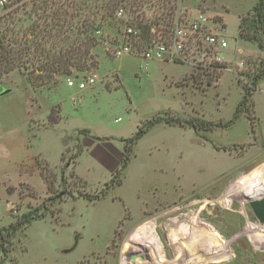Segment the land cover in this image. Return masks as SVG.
Masks as SVG:
<instances>
[{
    "label": "rangeland",
    "instance_id": "1",
    "mask_svg": "<svg viewBox=\"0 0 264 264\" xmlns=\"http://www.w3.org/2000/svg\"><path fill=\"white\" fill-rule=\"evenodd\" d=\"M43 1L37 0L35 6L30 4L3 21L0 40L9 43L11 37L21 38L32 29L37 31V22L43 26L45 17H50L62 3L69 14L68 20L74 25L81 26L87 18L96 22L102 20L104 25L94 31L99 43L90 50L97 66L82 70L72 68L69 75L56 74L57 83L50 82L51 85L36 92L17 72L2 81L11 89L3 100L14 119L25 118L29 104H32L31 115L45 117L33 118L32 129L44 127L55 107L57 112L60 109V119L38 132L32 147L52 168L58 164L51 169L43 160L39 162L40 171L49 182L53 180L51 189L45 190L30 160L24 164L26 171L34 172L28 179L33 187L23 183L17 186L16 198H11V202L7 203L4 197L0 199L1 226L27 211L40 213L42 206L54 216L48 213L44 219L31 223L23 242L26 251L16 243L24 234L22 229L18 230L10 238L11 246L6 245L12 248L15 244L14 250L6 252L5 256L0 253L1 264H14L16 260L17 264H182V253L173 249L165 224L169 219H177L178 225L169 229L187 232L193 228L190 216L198 212L196 240L201 242L202 234L216 232L228 242L230 252L222 260L187 264H264V239L258 238L255 228L251 227L252 224L262 226L264 222L256 218L248 202L250 191L264 182V176L244 192L246 201H242V206L232 201L230 209L220 202L231 183L249 182L264 159V80L250 97L246 111L240 112L228 127L194 130L189 125H154L133 146L127 166L120 172L121 138L133 135L142 122L156 113L166 116L168 111L169 115L197 124L199 120L223 124L231 119L245 83L233 69H226L220 86L214 79L207 87L205 83L211 70L190 65L196 76L193 81L190 74L184 75L188 70L186 63L143 59L148 40L144 42L136 37L129 55L117 57L114 54L125 43L132 44V36L125 34L126 28L133 27L139 35L137 23L151 26L157 23L162 28L172 23L180 9L179 0H49L47 7L42 5ZM194 1L202 9L203 6L210 11L216 9L214 0ZM254 2H217L218 8L219 3H223L229 11L225 17L229 49L224 54L230 60L239 56L234 49L240 46L242 57L259 63L258 55L247 52L250 45L235 42L233 38L237 15L248 11ZM89 10L93 11L91 15ZM46 21L51 22V19ZM65 34L69 37L60 40V47L84 36L75 27ZM45 46L48 48L49 44ZM253 74L248 73V82ZM90 77L94 78V83L88 82ZM67 80L73 81V85L68 86ZM79 83H84L85 88H79ZM37 104L40 108L34 111ZM82 128L89 129L98 139L78 133ZM18 131H22L21 123ZM80 148L83 153L74 159ZM111 170H119L115 180L120 178L121 186L109 188L95 202L80 196L102 191L109 182ZM144 205L145 215L140 218L139 209ZM132 213L136 216L133 221ZM143 224L153 226L158 246L144 245L149 232L129 242V235ZM207 227L210 229L206 230ZM153 249L158 253H153Z\"/></svg>",
    "mask_w": 264,
    "mask_h": 264
},
{
    "label": "trees",
    "instance_id": "2",
    "mask_svg": "<svg viewBox=\"0 0 264 264\" xmlns=\"http://www.w3.org/2000/svg\"><path fill=\"white\" fill-rule=\"evenodd\" d=\"M48 3L49 0H44L42 5L47 7ZM64 4L65 3L57 5L51 16L49 17L47 15L45 17L43 22L46 23L43 26L37 22L35 25L38 28L37 31L32 29V31H28L23 34L21 38L15 36L11 37L9 41L12 44L16 43L17 47L14 48V44L12 45L10 42L4 43L0 40V79L8 73L17 70L19 73L26 76L28 82L34 89H39L51 85L50 82L54 84L57 83L58 78H55L56 74L69 75L72 68L82 70L86 69L87 66H97V60H94L90 50L93 46L99 43L98 38L94 35V31L100 30L103 27L104 22L102 20L96 22L95 19L87 18L81 23V26L76 24L74 25V23L67 18L69 14L63 9L62 5ZM33 6H35V2L33 3ZM33 10L36 14V9ZM92 13L93 11L90 12L89 10L88 14L91 15ZM108 15H111V13ZM48 18L51 19V22L46 21ZM101 19H104V15H101ZM73 27L78 29L79 32L84 35L83 38L78 37L77 40L72 41L71 44H68L65 47H60V40H64L69 37L65 34V32L72 30ZM136 28L141 31L139 38L144 42L147 40L149 41L151 25L137 23ZM237 38L255 43L258 49L264 53V0H256L251 11L239 17ZM45 43L49 44V49L45 46ZM88 60L91 61L89 64H87ZM221 68H223V66L217 64L213 65L210 77L205 83L207 87L211 85L214 79L216 81L218 80L223 72V70L219 71ZM195 77L191 72L189 78H192L193 81H195ZM261 79H264V57L260 61L257 72L249 79V85H243L242 97L237 103L231 119L223 122V124L216 125L202 120H199L200 123L197 124L194 121L185 120L177 115H169L168 111L165 112L166 116H161V113H156L150 119L145 120L137 126L133 135L121 139V142H123V158L119 168L120 172L126 167L133 146L150 128L158 123L178 126L189 125L194 130L200 128L209 130L213 126H221L224 128L228 127L235 121L236 118H238V114L240 112L246 111V105L249 104L250 97L253 95V92L257 90L258 82ZM78 133L90 135V131L88 129H82ZM93 137L98 139L96 136ZM81 152L82 149H78L73 158H78ZM119 170H114L112 172L111 179L105 184V188L102 191L95 194H84L80 196L89 202H94L102 197L109 190V188L120 186L122 184V180L120 178L115 180V177L119 175ZM41 175L45 179L48 189H51L50 187L53 184V180L49 182L48 177L45 176L43 171H41ZM7 190L11 192L13 191V188H7ZM48 213L52 217L54 216V213L49 211L47 207L42 206L40 213H36V211L21 213L16 216L8 226L1 227L0 253L5 256L6 252L12 251L14 247H6L7 244L11 246L10 238L15 236V233L18 230H24L32 221L43 218ZM77 238L78 236L75 237V239Z\"/></svg>",
    "mask_w": 264,
    "mask_h": 264
},
{
    "label": "built area",
    "instance_id": "3",
    "mask_svg": "<svg viewBox=\"0 0 264 264\" xmlns=\"http://www.w3.org/2000/svg\"><path fill=\"white\" fill-rule=\"evenodd\" d=\"M37 0H0V24L15 16L17 12L27 8ZM172 23L165 25L151 26L150 39L147 49L142 53L144 59L172 60L185 62L193 68L213 69V65H221L220 70L233 69L239 80L249 85L247 81L249 72H257L260 64H254L249 57H242L243 49L238 46L234 49L238 57L230 60L224 52L229 49L228 39L217 22L213 21L205 12L198 11L194 17L188 18L178 9L173 16ZM127 37L132 36V44L125 43L117 48L114 54L117 57L129 55L133 38H139L136 30L132 27L125 29ZM136 46V45H135ZM138 47L136 46V49ZM93 77L88 78L92 83ZM73 81L68 80V85ZM84 83H79L78 87L83 88Z\"/></svg>",
    "mask_w": 264,
    "mask_h": 264
},
{
    "label": "crops",
    "instance_id": "4",
    "mask_svg": "<svg viewBox=\"0 0 264 264\" xmlns=\"http://www.w3.org/2000/svg\"><path fill=\"white\" fill-rule=\"evenodd\" d=\"M190 1L192 3H190ZM199 1L202 2V0H199ZM217 2H219V0H214V2H213L215 7H216V9H214L213 11L206 9L205 6H203V9H204L203 10L202 8L199 7V4H197L198 2L194 1V0H179V6H180V10L182 11V13L185 14L188 18L194 17L198 11L205 12L213 21L217 22V24L220 25L224 34L226 35L227 34V32H226L227 22H226L225 17H226V15H228L229 11L223 3H219L220 8H218ZM255 2H256V0H255ZM255 2L253 3V5L255 4ZM253 5H252V7H253ZM252 7L248 11L240 13L237 15V29L234 33L233 38H236L235 42H238V43L242 42V44L250 45L251 48L246 49V50H248L247 52H249V54L258 55L259 59H261L263 57L264 53L258 49V47L255 43L244 41V40L237 38L239 17L242 15H245L246 13L251 11ZM147 60H158V59H147ZM158 61H161L164 63L170 62L173 64L185 63V62H178V61H172V60H158ZM186 64H188V63H186ZM187 66H188V70L186 71V73L184 75L190 74L192 71V67L190 66V64H188ZM13 72L19 73L17 70H15V71L8 73L6 76H4L0 79V199L3 197L5 199H8L7 203L11 202V200H10L11 198H13V199L16 198L15 192L17 190V186H20L23 183H28V185L30 184L28 179H29V176H31V174L34 172H37L39 174L43 183L45 184V190L47 189V184H46L44 178L42 177L41 171H40V166H39L40 160H43L44 162H46L48 167H50L51 169L56 168V166L58 165L57 164L55 167L52 168L51 165L45 160V158H43L41 153L34 151L32 147H33V144L35 142V139L37 138L38 132L48 128L49 126L52 125V123H56L60 119V109L57 112L56 107H55V109L53 110V113H51L50 119L47 121L46 125L42 128H39V129H32V126H31L32 119L33 118L43 119L45 117H40L39 115L37 116L34 114L31 115L32 109H30V107H32V104H29L27 106L28 109H26V117L25 118H22L21 121H19V119H14L11 116V114H9L10 112H9L8 107H7V102H5L3 100L5 95L8 92H10L11 89L8 86L2 84L3 79H6ZM224 73L225 72H222V74L220 75V77L218 78V80L216 82V85L220 86V82H221V79H222ZM19 74H21V73H19ZM21 75L25 78L27 84L31 87V89H33L35 92L38 91V89H34L30 85V83L28 82L25 75H23V74H21ZM262 80H264V79H261L258 82L256 92L259 90V86H260V83L262 82ZM67 85H68V80H67ZM72 85H73V83H72ZM72 85H68V86H72ZM83 88H85V87H83ZM83 88H81V89H83ZM106 89L110 90L108 88H106ZM241 90H242V88H241ZM242 93H243V90H242ZM241 97H242V95H241ZM241 97H240V99H241ZM39 108H40V106L37 104L36 107L33 108V110L36 111V109H39ZM55 113H57V114H55ZM19 123H21V128H22L21 132L18 131ZM173 126H178V125H173ZM84 129H87V128H84ZM18 135H19V137H18ZM90 135H92L91 131H90ZM122 149H123V145H122ZM82 153H83V151L81 152V154ZM121 153H122V151H121ZM62 154L63 153L61 152L59 161H61V159H62ZM81 154L79 155V157L81 156ZM30 160L33 161V165H34V167H33L34 172H32V173L25 170L27 168V166L25 167V164H24L25 161H30ZM113 171L114 170L109 171L110 172L109 180L111 179ZM75 172H76V170H75ZM30 186H32V185L30 184ZM7 188H13V191L10 192L7 190ZM110 189H112V188H110ZM102 197H100V198H102ZM144 207H145V205L139 209L138 216L140 218H141V216L145 215L144 214L145 213ZM46 216L47 215H45V217ZM45 217L37 219V220H42ZM134 218H136V216L132 213V221L135 220ZM13 220H14V218L11 219V221L8 223V225ZM37 220H34V221H37ZM34 221H32V222H34ZM31 223L23 230L24 234H23L21 241L17 240V242H16V243L20 244V248L22 251H26V248H25L23 242H24V239L26 237V230L31 225ZM8 225H5V226L0 225V228L6 227ZM113 233H114V231H113ZM14 247H15V244H14ZM13 250H14V248H13ZM14 264H17V260Z\"/></svg>",
    "mask_w": 264,
    "mask_h": 264
},
{
    "label": "bare ground",
    "instance_id": "5",
    "mask_svg": "<svg viewBox=\"0 0 264 264\" xmlns=\"http://www.w3.org/2000/svg\"><path fill=\"white\" fill-rule=\"evenodd\" d=\"M252 176L253 177L251 178V180L247 183H231L228 187L227 192L224 195H222V197L220 198V202L224 206H226L227 208H230V209L232 208V206H231L232 201H238L240 206H242V204H243L242 201H246L243 197L244 192L246 193V191L253 185V183L256 180H259L264 176V159L261 160L260 165L256 168V170L252 174ZM263 197H264V182L261 183L260 185L256 186V187H254L250 191L249 197H248V202L260 200ZM240 212H242L241 207H240ZM198 218H199V212L197 214L193 213L190 216V219H191L192 224H193L192 225L193 228L191 227L190 229L187 230V232H184V233H181V230H178V229L176 230V232H173L169 229L171 226H173V227L177 226L179 220H177V219H171L170 220L169 219L168 222L166 221L167 223L165 224L166 225L165 229L169 235L170 243L173 246V249L175 251L179 250L182 253V264L183 263L187 264V263H192V262H199V261L210 260V259H215V260L225 259L230 252L229 251L230 248H229L228 242L220 234H218L216 232L211 233V235L204 233V234H202L201 242H198V240H196V234H199V232L196 231L197 225H198ZM146 223H148V222L146 221ZM251 227L255 228L256 235L258 238L264 239V225L259 226V225L252 224ZM205 229L208 230V229H210V227H207ZM148 232L150 234L149 235L150 237L145 241L147 243H145L144 245L146 246V245H149L151 243H154V244H156L155 246H158L160 243H158L157 237L155 236V233L153 232V226L152 225L143 224L142 226H139L135 231H133L129 235L128 240H129V242L134 241V240H139L142 238V235H144L145 233H148ZM129 246H130V244H129ZM214 248L217 249L216 253L213 252ZM155 251H156V249H153V253H155V254L158 253ZM139 254H140V252H139ZM177 254H180V253H177ZM147 256H149V255H147ZM160 257L162 259L164 258L163 255H160ZM160 257L156 256L157 260H160ZM166 257H165V259H166ZM123 261H124V259H123ZM148 262H149V260H148ZM125 264H127V263H125Z\"/></svg>",
    "mask_w": 264,
    "mask_h": 264
},
{
    "label": "water",
    "instance_id": "6",
    "mask_svg": "<svg viewBox=\"0 0 264 264\" xmlns=\"http://www.w3.org/2000/svg\"><path fill=\"white\" fill-rule=\"evenodd\" d=\"M250 207L260 222H264V197L250 202Z\"/></svg>",
    "mask_w": 264,
    "mask_h": 264
}]
</instances>
